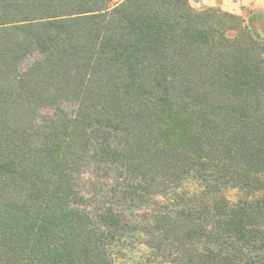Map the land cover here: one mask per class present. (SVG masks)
<instances>
[{
	"label": "trees",
	"instance_id": "obj_1",
	"mask_svg": "<svg viewBox=\"0 0 264 264\" xmlns=\"http://www.w3.org/2000/svg\"><path fill=\"white\" fill-rule=\"evenodd\" d=\"M0 264H264V38L189 0H0Z\"/></svg>",
	"mask_w": 264,
	"mask_h": 264
},
{
	"label": "rangeland",
	"instance_id": "obj_2",
	"mask_svg": "<svg viewBox=\"0 0 264 264\" xmlns=\"http://www.w3.org/2000/svg\"><path fill=\"white\" fill-rule=\"evenodd\" d=\"M200 11L217 8L242 17L252 30L264 38V0H189ZM230 197L233 199V195Z\"/></svg>",
	"mask_w": 264,
	"mask_h": 264
}]
</instances>
